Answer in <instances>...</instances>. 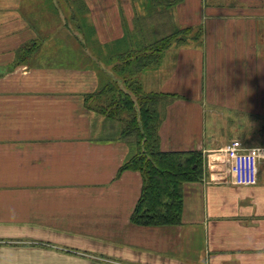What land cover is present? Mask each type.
I'll list each match as a JSON object with an SVG mask.
<instances>
[{
  "label": "crops",
  "instance_id": "0c3cea01",
  "mask_svg": "<svg viewBox=\"0 0 264 264\" xmlns=\"http://www.w3.org/2000/svg\"><path fill=\"white\" fill-rule=\"evenodd\" d=\"M59 2L0 0V264H264V163L257 184L236 185L223 152L232 139L264 146V74H244L239 61L251 43L264 47V36L251 38L255 27L264 35V0H184L174 23L202 25L203 42L174 44L139 74L145 91L169 95L162 148L199 149L206 160L203 180L185 185L182 223L162 226L131 221L142 175L120 169L134 143L86 107L117 78L136 17L159 8ZM233 57L235 92L221 80ZM232 109L229 134L213 114L228 120Z\"/></svg>",
  "mask_w": 264,
  "mask_h": 264
},
{
  "label": "trees",
  "instance_id": "16d2710c",
  "mask_svg": "<svg viewBox=\"0 0 264 264\" xmlns=\"http://www.w3.org/2000/svg\"><path fill=\"white\" fill-rule=\"evenodd\" d=\"M183 1L150 0L159 10L150 11L146 17L138 15L133 31L127 29L132 43L120 54L115 66L117 78L104 82L86 98L88 109L117 121L121 137L134 143V152L120 171L131 169L142 175L141 194L131 215V221L138 225L181 224L185 185L204 178L206 160L202 150L162 148L161 108L169 95L145 91L139 79L142 71L160 63L170 46L203 42L202 25L174 23L171 12Z\"/></svg>",
  "mask_w": 264,
  "mask_h": 264
},
{
  "label": "rangeland",
  "instance_id": "374dc122",
  "mask_svg": "<svg viewBox=\"0 0 264 264\" xmlns=\"http://www.w3.org/2000/svg\"><path fill=\"white\" fill-rule=\"evenodd\" d=\"M55 2L57 4V6L59 7V4L61 2H59V0H55ZM200 17L202 18L201 19L202 20L201 22L204 24V21L205 20L202 17V13H201ZM246 19H248V18L247 17H243V18H241V21L242 22H246ZM232 21L234 22V20H232ZM255 21L258 22V18H255ZM58 22L59 23L62 22V19L56 18L55 21L53 22V24H56ZM257 31H258V27H255L254 33L251 34V38H254L255 41H259V37L261 39L264 36V35H257L256 34ZM204 38H205V34L203 36V39ZM263 48L264 47L262 46V49H261L259 47V44H257V43H255V44H252L251 43L249 46L244 47L240 51V60L239 61H243V64H242L241 68L243 69L244 74H250V76H252L254 74H258V73H261L262 75L264 74V66H260V68H258V66L256 64V62L259 59V57H261L262 59L264 58V49ZM86 53H89V52L85 49L84 55ZM84 55H83V60H84ZM234 60H235V58L233 57L232 58V62H231L230 65H228L226 63L224 64V66L222 67V72H225V73H223V75L221 77V80H222L223 79V76H224V80L225 81L223 82V85H227V86L229 85V90H231L232 92H235V88H233L234 82L228 81V83H227L226 81L228 79H231L233 77L234 73H236L235 68L233 66ZM85 62H87V61H85ZM221 80H220V84L222 82ZM255 83H257V82L256 81H253V85ZM249 86H250V89H253L254 88V86H251V85H249ZM243 88L246 89L247 88V85L245 87H243ZM222 90L225 91L226 89H222ZM216 103H217V99L214 98V105H216ZM210 106L211 105L208 104V107H210ZM208 115H209L208 117H211V114L210 113ZM226 116L227 115H225L224 119L222 120V116L220 114L219 115H217V114L214 115L213 114V117H214V125H218V126L221 127V124L223 123V125H225V127H228L227 130L224 129V132L229 131V134H230V132H231V134H233L232 132H235V126L237 124L235 110H233V109L230 110V115L228 116L229 117L228 120H226ZM219 132H220V130L218 131V134H219ZM224 136H225V133H224ZM229 143H230V141H229ZM229 143H227V144H229ZM227 144H226V146H227Z\"/></svg>",
  "mask_w": 264,
  "mask_h": 264
},
{
  "label": "built area",
  "instance_id": "2783aa9c",
  "mask_svg": "<svg viewBox=\"0 0 264 264\" xmlns=\"http://www.w3.org/2000/svg\"><path fill=\"white\" fill-rule=\"evenodd\" d=\"M229 162L226 170L236 185H255L261 163H264V146H244L239 139H233L223 149Z\"/></svg>",
  "mask_w": 264,
  "mask_h": 264
}]
</instances>
